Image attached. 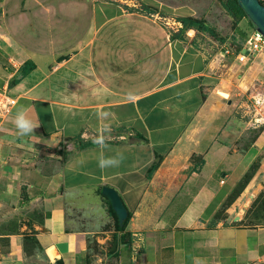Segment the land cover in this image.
Here are the masks:
<instances>
[{"label": "crops", "instance_id": "crops-1", "mask_svg": "<svg viewBox=\"0 0 264 264\" xmlns=\"http://www.w3.org/2000/svg\"><path fill=\"white\" fill-rule=\"evenodd\" d=\"M143 8L208 21L167 0H0V89L16 98L0 216H30L0 235V264H264V225L232 199L264 126L230 97L264 91V48L239 62L194 29L168 38ZM21 110L39 125L27 135ZM103 187L130 214L123 230Z\"/></svg>", "mask_w": 264, "mask_h": 264}, {"label": "rangeland", "instance_id": "rangeland-1", "mask_svg": "<svg viewBox=\"0 0 264 264\" xmlns=\"http://www.w3.org/2000/svg\"><path fill=\"white\" fill-rule=\"evenodd\" d=\"M259 1L264 5V0ZM167 2L173 5L179 4L185 10L195 13L196 17L206 15L208 21L204 20L215 29L220 38H226L227 43L232 42L234 38L240 42L244 34L247 35L255 29L251 28L245 18H232L225 13L221 2L227 3V0H167ZM165 14L170 15L173 13ZM173 15L178 19L181 18L178 14ZM190 34L193 33L190 32ZM232 96H236L237 98L233 99ZM230 97L237 101L235 114L239 119L246 120L250 124H254V120L258 119L257 124L264 126V103L262 105H255L252 101L253 98L259 97L264 100V91L252 95L251 92L245 95L233 94ZM240 195H243L242 203L244 205L243 211L246 214V223L264 225V149L239 182L232 199ZM28 218H30L29 215H8V213L0 216V235L13 233L22 224L27 225L28 223L23 220H27ZM20 220L21 222H19ZM89 246L94 253H98L99 248L95 243H91Z\"/></svg>", "mask_w": 264, "mask_h": 264}, {"label": "built area", "instance_id": "built-area-1", "mask_svg": "<svg viewBox=\"0 0 264 264\" xmlns=\"http://www.w3.org/2000/svg\"><path fill=\"white\" fill-rule=\"evenodd\" d=\"M112 1V0H108ZM152 18L163 30L166 36L170 39L181 38L187 36L191 28L185 27L182 22L175 17V15H167L164 12L157 11L156 13L147 14ZM264 48V36L257 32L255 29L248 34L243 42L232 41L225 43L223 47V54L225 56L235 55L239 62H244L247 56H255ZM242 51V52H241ZM243 52H246V56ZM233 99L237 98L232 96ZM255 105H262L263 98H253ZM16 104V98L9 95L6 89H0V124L11 113ZM258 119L254 122L257 123ZM56 264V263H52Z\"/></svg>", "mask_w": 264, "mask_h": 264}, {"label": "trees", "instance_id": "trees-1", "mask_svg": "<svg viewBox=\"0 0 264 264\" xmlns=\"http://www.w3.org/2000/svg\"><path fill=\"white\" fill-rule=\"evenodd\" d=\"M259 2L261 3V1H259ZM221 5H222V7H223V9H224V11H225V13L227 15H229L232 18H237V19L245 18L246 22L251 26V28H255L253 23L248 19V17L245 15V13L240 8L237 0H227V3L221 2ZM143 10H145L147 14L156 13L157 12L156 10H150L148 8H143ZM179 20L182 22V24L185 27L194 29L198 33L209 35V36L217 39L221 43H226V38H220L217 35L215 29L211 25H209L203 18L197 19V18H194V17H182V18H179ZM245 35L246 34H244V36H242V41H240V42H243L244 39L248 36V34L246 36ZM233 41H237V40H235V38H234ZM143 141H145V140H143ZM157 165L158 164H157L156 161L152 164V166L150 167L149 172H148L149 176H151V173L156 169ZM109 213L115 219L116 229L117 230H123L125 225L127 224L128 220H129V218H130V214L127 213V217H126L123 225L120 226L118 224L116 215H115V213L112 210L110 205H109Z\"/></svg>", "mask_w": 264, "mask_h": 264}, {"label": "water", "instance_id": "water-1", "mask_svg": "<svg viewBox=\"0 0 264 264\" xmlns=\"http://www.w3.org/2000/svg\"><path fill=\"white\" fill-rule=\"evenodd\" d=\"M237 2L242 11L255 26V30L264 36V5H262L259 0H237ZM101 193L114 211L118 224L120 226L123 225L127 217V210L118 193L111 187H103Z\"/></svg>", "mask_w": 264, "mask_h": 264}, {"label": "clouds", "instance_id": "clouds-1", "mask_svg": "<svg viewBox=\"0 0 264 264\" xmlns=\"http://www.w3.org/2000/svg\"><path fill=\"white\" fill-rule=\"evenodd\" d=\"M105 117H107V113H103ZM14 124L16 129L18 130V133L20 135H27L33 132L35 128H37L39 125L37 123H34L32 119H30L26 112L24 110H21L17 113L15 119H14ZM104 132L108 131L107 127L103 129ZM97 143H99L102 147L106 146L105 145V137L103 135V132L101 136L98 137ZM122 157L117 155L114 157H101L99 160V166L101 168H106V167H117L119 166L121 162Z\"/></svg>", "mask_w": 264, "mask_h": 264}]
</instances>
